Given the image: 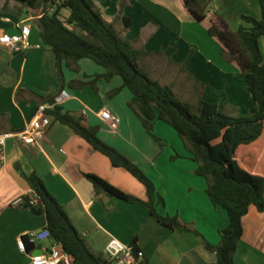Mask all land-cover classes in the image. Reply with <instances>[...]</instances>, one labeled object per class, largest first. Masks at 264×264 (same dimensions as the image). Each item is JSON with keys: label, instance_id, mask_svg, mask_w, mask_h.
<instances>
[{"label": "crops", "instance_id": "1", "mask_svg": "<svg viewBox=\"0 0 264 264\" xmlns=\"http://www.w3.org/2000/svg\"><path fill=\"white\" fill-rule=\"evenodd\" d=\"M196 1L206 6V17L219 32H232L226 20L211 9L215 0ZM222 1L230 10L237 7L240 13L261 19L260 0ZM93 2L119 37L145 54L139 62L141 70L153 81L171 87L177 98L191 100L197 110L200 98L217 104L225 94L229 102L226 112L233 108L237 115L255 107L245 75L223 57L220 46L192 19L182 0ZM9 12L16 17L10 19ZM120 14L131 21L130 29L124 28ZM69 15L63 13L65 18ZM39 18L19 2L0 0V38L20 34L16 28L19 23L31 27L26 52L15 53L0 45V135L24 130L39 106L65 94L68 99L60 106L63 112L79 119L85 127H100L99 137L153 182L156 212L162 217L178 218L196 233L169 229L141 205L97 194L86 175L97 176L140 200H149L146 187L133 175L114 167L105 155L50 117L51 126L39 146H26L15 138L7 140L0 168V264H30L38 246H42L43 253L60 246L48 238L33 244L31 253L20 249V242L27 240L29 233L47 229L46 215L39 207L13 205L19 198L33 194L27 181L33 174L43 180L64 207L96 256L104 257L108 244L115 239L127 246L136 244L145 256L142 264H215L216 254L206 248V243L220 245L229 216L222 207L211 203L206 193L208 182L197 175L199 163L184 141L162 121L153 124L152 133L157 139L150 136L130 108L132 96L123 88L122 80L98 79L107 71L92 61H80L76 72L63 63L62 79L55 53L41 44ZM260 47L263 54L264 41L260 40ZM178 80L184 84L179 85ZM104 107L109 108L117 125L100 118ZM159 197L164 199V205L159 203ZM243 228L235 263L264 264V212L251 206L243 218ZM59 264L83 263L66 254Z\"/></svg>", "mask_w": 264, "mask_h": 264}, {"label": "trees", "instance_id": "2", "mask_svg": "<svg viewBox=\"0 0 264 264\" xmlns=\"http://www.w3.org/2000/svg\"><path fill=\"white\" fill-rule=\"evenodd\" d=\"M14 1L40 15L37 26L41 44L55 53L62 79L63 63L76 72L80 61L90 60L107 71L98 79L110 81L119 77L122 80L123 88L132 96L129 106L150 136L155 138L152 131L156 121L168 124L178 133L199 163L197 175L208 182L206 193L211 203L222 207L230 220L229 226L221 232L220 245L213 247L206 243V248L216 254L215 264H236L235 255L244 233L243 218L251 206L264 212V57L260 47V39L264 37V0H260L261 19L242 16L249 27L242 25L237 32H219L216 25L207 19L206 6L196 0H182L192 19L201 24L220 46L223 57L246 77L255 107L248 115L237 117L225 113L229 106L225 94L217 104L200 98L196 113H193L188 104L177 99L171 87L153 81L139 66L145 54L119 37L113 26L104 21L93 0ZM63 10L70 11L68 18L63 16ZM121 14L118 18L125 29H130L131 21ZM54 99L46 102L52 103ZM48 115L105 155L114 167L123 168L133 175L146 187L149 200H140L97 176L86 175L97 194L141 205L169 229L196 233L178 218L162 217L156 212L154 202L157 193L153 182L127 157L99 137L100 127L83 126L79 119L64 113L61 107L49 110ZM27 181L39 200V205L31 208L39 207L45 213L47 229L64 253L83 264H108L105 257L96 256L91 251L43 180L33 174L27 177ZM158 201L165 204L162 197ZM23 242L27 253L35 249L27 240ZM132 247L137 249L136 244Z\"/></svg>", "mask_w": 264, "mask_h": 264}, {"label": "built area", "instance_id": "3", "mask_svg": "<svg viewBox=\"0 0 264 264\" xmlns=\"http://www.w3.org/2000/svg\"><path fill=\"white\" fill-rule=\"evenodd\" d=\"M5 21L10 22V19H5ZM16 28L20 30V34L13 36L4 34L0 38V45L8 48L12 52L24 53L30 48L31 27L19 23L16 25ZM67 99L68 97L65 94L56 96L54 102L39 106L33 118L26 124L24 130L13 134L0 135V168L4 163L7 140L15 138L26 146H39V144L45 140L47 131L51 126V119L48 115V111L60 107ZM99 116L105 122L115 125L118 124V121L113 118L108 107H104L99 113ZM13 205L15 207L24 205L35 207L39 205V200L33 193L19 198ZM48 238H52L48 229L42 232H31L27 235V240L30 244L42 242ZM20 249L22 252H26L23 241L20 242ZM65 255L62 247L59 246L53 249L51 253H42L37 256L31 255L30 264H59L63 258H65ZM104 257L108 261V264H142L145 256L141 250H135L132 246L124 245L118 240L113 239L108 244L104 252Z\"/></svg>", "mask_w": 264, "mask_h": 264}, {"label": "rangeland", "instance_id": "4", "mask_svg": "<svg viewBox=\"0 0 264 264\" xmlns=\"http://www.w3.org/2000/svg\"><path fill=\"white\" fill-rule=\"evenodd\" d=\"M216 7H221L222 10L221 11L220 10H216L215 9ZM211 9L214 10V14L217 15V12H218L219 16L223 17L226 20L227 27L232 32H237L238 28L240 26H242V25L243 26H246V27H249V24H247L245 21L242 20V16H247V15L246 14H243L244 12L240 13V11H241L240 8H237L236 7V8H233V10H230L229 8L225 7V5H224V3H223L222 0H215L214 3H211ZM260 9H261V7H260ZM63 13H64V16H67V15H69L70 11L69 10H63ZM8 15H9L8 17L10 19H12V17H16V14L13 13V12H9ZM260 40L261 41H264V37H262ZM263 57H264V52H263ZM244 81H246V80L244 79ZM177 83L179 85H182V84H184V81L178 80ZM186 85L187 84L185 83V85H183V86L186 87ZM248 94H250V93L248 92ZM177 99H179L180 101L188 104L189 107H190V109H191V111L193 113H196L195 104L191 100L187 101L185 98H181L180 96H178ZM233 110H235V109L232 108V109H230L229 111H227L225 113L227 115L233 116V117L240 116V115H237V113L235 114L233 112ZM249 113L250 112H248L247 114H242V116L248 115ZM179 138H180V136H179Z\"/></svg>", "mask_w": 264, "mask_h": 264}, {"label": "water", "instance_id": "5", "mask_svg": "<svg viewBox=\"0 0 264 264\" xmlns=\"http://www.w3.org/2000/svg\"><path fill=\"white\" fill-rule=\"evenodd\" d=\"M42 253H43L42 246L40 245L37 247V251L34 253V255L37 256V255H41Z\"/></svg>", "mask_w": 264, "mask_h": 264}]
</instances>
